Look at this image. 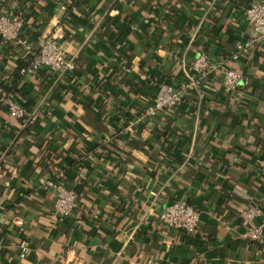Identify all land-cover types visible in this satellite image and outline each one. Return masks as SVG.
Listing matches in <instances>:
<instances>
[{"label": "crops", "instance_id": "1", "mask_svg": "<svg viewBox=\"0 0 264 264\" xmlns=\"http://www.w3.org/2000/svg\"><path fill=\"white\" fill-rule=\"evenodd\" d=\"M251 1L0 0V13L26 19L30 44L64 23L74 72L20 74L30 53L0 38V94L33 98L25 122L39 120L27 136L48 148L43 174L81 186L66 227L37 186L34 149L14 141L23 125L0 105V264H264V239L247 240L238 218L264 197V46L231 58ZM200 51L241 71L242 87L227 94L216 69L177 109L145 118L159 78L190 82ZM177 199L199 211L191 234L158 222Z\"/></svg>", "mask_w": 264, "mask_h": 264}, {"label": "built area", "instance_id": "2", "mask_svg": "<svg viewBox=\"0 0 264 264\" xmlns=\"http://www.w3.org/2000/svg\"><path fill=\"white\" fill-rule=\"evenodd\" d=\"M242 12L249 30L245 40L235 45L231 54L232 59L248 55L259 46H264V0L251 1L243 7ZM28 31L26 19L21 15L0 13V38L9 45L24 44L30 53L26 65L19 68L20 74L46 69L52 76L61 78L65 77L67 72H74L75 63L71 57L67 56L60 41L64 33L63 22L56 23L53 29L40 36L35 44H30V41L24 38ZM190 69V72L186 73L190 82L176 85L164 80L157 81L155 94L144 108L145 118L177 105L186 94L188 87H196L203 78L216 69L221 70V88L227 94L236 91V84L245 80L241 71L226 65L224 59L208 57L204 51L196 55ZM0 105L16 119L26 117L23 101L19 100L12 91H4L0 94ZM42 183L54 194L53 213L55 215L65 218L78 207L77 193L64 179L63 171H58L54 179H45ZM238 218L244 229L242 235L247 240L263 241L264 197L248 200L239 211ZM199 221V211L185 199L167 203L158 214V222L163 230H177L191 234L195 231ZM26 251L27 248L22 246L19 255L24 256Z\"/></svg>", "mask_w": 264, "mask_h": 264}, {"label": "trees", "instance_id": "3", "mask_svg": "<svg viewBox=\"0 0 264 264\" xmlns=\"http://www.w3.org/2000/svg\"><path fill=\"white\" fill-rule=\"evenodd\" d=\"M234 3H232V8L231 10L234 9L233 7ZM10 14V13H9ZM29 53V51H28ZM26 53L25 56H28L29 54ZM208 57L210 58H213L215 59L216 57H213V56H209L207 55ZM166 76V75H164ZM164 76L162 75L161 77L163 79H161V77L159 78V80H165ZM188 90V89H187ZM185 97H187V94H185L179 101V103L177 105H175L174 107L170 108V109H164L162 110L160 113H164V112H170V111H173L175 109H177L182 103L183 101L185 100ZM33 98H31L28 102H24V108L26 110V117H23V118H20L18 119L19 122L23 125V128L17 133L15 134V137H14V141L16 140H22L24 143L27 144L28 147L30 148H33L34 149V156H35V161H36V166L38 167L37 170H40L42 169V173L38 174V171H34L35 173L34 174H38V180H37V186L41 187L42 189H45L47 190V188H45L44 186V183H42V181H44L45 179H54L56 173H51L50 175H47V174H43V170L45 167L49 166L47 163V160L49 159L48 158V155H47V150L48 148H46L47 150L43 152V141L41 139H36L35 136L33 138H29L27 135L33 131V129L35 128V125H39V120L36 119L34 122L32 123H26L25 121H27V116L29 114V112H31L33 109L36 110V107L35 104H33ZM49 107H47V105H41V110H39L40 112L42 110H47ZM28 137V138H27ZM81 156H75V157H71L70 158V163L67 165L69 168H71L73 164L77 163V161L80 159ZM18 165V163L16 164ZM6 171H9L8 167H6ZM226 169L223 168L220 170V173H221V178H227V175H226ZM33 176L35 177L36 175ZM220 178V179H221ZM71 182V181H70ZM74 191L78 194L80 191H81V186L78 185V184H73V185H70ZM20 201L19 199H16L15 202H18ZM79 210V207H77L76 209H74L71 213H69L65 218H63L64 220L62 221V223L64 224V226H68L70 227L75 221V217H76V212Z\"/></svg>", "mask_w": 264, "mask_h": 264}, {"label": "water", "instance_id": "4", "mask_svg": "<svg viewBox=\"0 0 264 264\" xmlns=\"http://www.w3.org/2000/svg\"><path fill=\"white\" fill-rule=\"evenodd\" d=\"M242 84H243V81H239L237 84H236V87H242Z\"/></svg>", "mask_w": 264, "mask_h": 264}]
</instances>
